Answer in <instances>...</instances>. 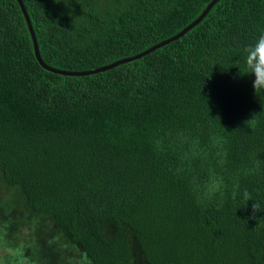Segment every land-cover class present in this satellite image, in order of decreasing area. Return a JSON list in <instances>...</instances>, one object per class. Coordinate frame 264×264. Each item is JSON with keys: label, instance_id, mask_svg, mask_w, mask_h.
Segmentation results:
<instances>
[{"label": "trees", "instance_id": "1", "mask_svg": "<svg viewBox=\"0 0 264 264\" xmlns=\"http://www.w3.org/2000/svg\"><path fill=\"white\" fill-rule=\"evenodd\" d=\"M210 1L21 0L41 60L72 72L143 52ZM261 31L264 0H217L137 59L61 75L0 0V249L26 264L68 246L75 264H264V92L238 68Z\"/></svg>", "mask_w": 264, "mask_h": 264}, {"label": "clouds", "instance_id": "2", "mask_svg": "<svg viewBox=\"0 0 264 264\" xmlns=\"http://www.w3.org/2000/svg\"><path fill=\"white\" fill-rule=\"evenodd\" d=\"M244 66L239 67L240 75L253 74V88L255 93L264 92V31H261L253 44L244 48ZM250 128L255 126V122L251 119L246 122ZM256 167H259L257 163ZM225 187L224 178L214 177L206 185V191L209 199L211 200L217 194L223 195ZM245 201H249L248 194H244ZM247 206V202L243 207ZM261 211L259 202L254 201L252 204V215L255 216L256 212ZM0 264H26V259L19 247L8 246L4 250V255L0 256Z\"/></svg>", "mask_w": 264, "mask_h": 264}, {"label": "water", "instance_id": "3", "mask_svg": "<svg viewBox=\"0 0 264 264\" xmlns=\"http://www.w3.org/2000/svg\"><path fill=\"white\" fill-rule=\"evenodd\" d=\"M19 4V7H20V10L24 16V19L26 21V24H27V28H28V31L30 33V36H31V39H32V44H33V50H34V55H35V58L38 62V64L45 70L47 71H50V72H53V73H57V74H61V75H70V76H74V75H86V74H91V73H95V72H100V71H103V70H106V69H109V68H112L114 67L115 65L119 64V63H122V62H127V61H130V60H133V59H137L153 50H155L156 48L164 45V44H167L168 42L172 41V40H175L177 39L178 37L182 36L185 32H187L192 26H194L203 16L204 14L207 12V10L214 4V2H216L217 0H211L207 6L204 8V10L199 14V16L194 20L192 21L190 24H188L187 26H185L181 31H179L177 34H175L174 36L166 39V40H163L151 47H149L148 49L144 50L143 52L139 53V54H136L132 57H128V58H123V59H119L117 61H114L110 64H107V65H104V66H101V67H98V68H95V69H91V70H87V71H80V72H72V71H62V70H57V69H54V68H51L49 66H47L40 58V55H39V52H38V48H37V44H36V40H35V36H34V33H33V30H32V27L30 25V22L28 20V17H27V14L24 10V7L22 5V2L21 0H16Z\"/></svg>", "mask_w": 264, "mask_h": 264}, {"label": "rangeland", "instance_id": "4", "mask_svg": "<svg viewBox=\"0 0 264 264\" xmlns=\"http://www.w3.org/2000/svg\"><path fill=\"white\" fill-rule=\"evenodd\" d=\"M9 206H7L6 204H5V208L3 209V210H1V212H5V211H7L6 209L8 208ZM22 232L24 233V235L25 234H27V232H26V230L25 229H23L22 230ZM23 235V236H24ZM22 236V238H24ZM17 242V241H16ZM19 243V242H18ZM17 244V243H16ZM4 250L5 249H0V256H2V255H4ZM69 250H70V246H68V251L65 249V252L67 253V252H69ZM66 253H64L63 252V254H62V257L61 258H50V257H47V261H51L52 259H56V261H59V264H75V262H80L81 261V258H82V255L81 254H79V253H74V257H73V259H74V262L72 261V258H69L68 257V255L66 254ZM68 257V258H67ZM65 259V260H61V259ZM46 261V262H47Z\"/></svg>", "mask_w": 264, "mask_h": 264}]
</instances>
